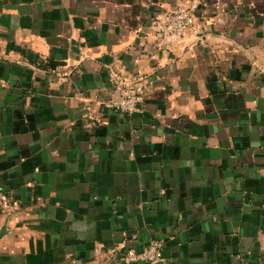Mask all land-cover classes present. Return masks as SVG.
Masks as SVG:
<instances>
[{"label":"crops","instance_id":"crops-1","mask_svg":"<svg viewBox=\"0 0 264 264\" xmlns=\"http://www.w3.org/2000/svg\"><path fill=\"white\" fill-rule=\"evenodd\" d=\"M189 2L0 0V264H264V0Z\"/></svg>","mask_w":264,"mask_h":264},{"label":"built area","instance_id":"built-area-1","mask_svg":"<svg viewBox=\"0 0 264 264\" xmlns=\"http://www.w3.org/2000/svg\"><path fill=\"white\" fill-rule=\"evenodd\" d=\"M201 0H190L186 5H179L171 10L162 22V29L166 35L182 38L191 33L195 15ZM144 91L142 86L131 83L119 91L115 100H109L105 107L132 114L142 106ZM10 205V198L0 187V210ZM163 239L155 238L137 249L127 250L119 259V264H165L163 254Z\"/></svg>","mask_w":264,"mask_h":264}]
</instances>
